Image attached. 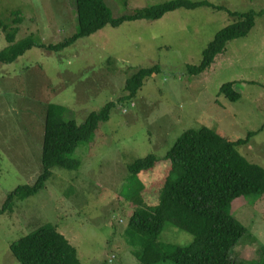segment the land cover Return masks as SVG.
I'll return each mask as SVG.
<instances>
[{
    "label": "rangeland",
    "instance_id": "rangeland-1",
    "mask_svg": "<svg viewBox=\"0 0 264 264\" xmlns=\"http://www.w3.org/2000/svg\"><path fill=\"white\" fill-rule=\"evenodd\" d=\"M118 1L103 0L114 17L169 0ZM206 1L258 16L253 30L230 41L198 76L187 67L200 63L217 31L238 20L228 12L181 9L155 22L105 26L61 51L34 47L10 64L0 63V207L8 194L32 185L42 172L49 105L65 107L66 119L78 126L107 104L116 105L93 139L71 155L80 164L76 171L54 169L45 190L0 216V264H19L10 244L46 224L66 237L83 264H141L126 235L129 219L134 209L157 204L169 165L163 159L188 130L206 128L230 142L255 133L237 151L264 168V0ZM14 11L23 19L16 40L33 34L41 44L56 43L76 29L74 0H0L3 20L10 21ZM6 45L0 30V49ZM153 65L160 71L144 81L133 100L121 103L128 95L127 79ZM232 81L240 94L237 102L218 96L222 84ZM149 155L159 162L133 177L138 194L132 195L129 166ZM232 214L249 231L232 257L259 262L264 196L254 204L239 199ZM192 240L193 235L169 222L158 238L182 246Z\"/></svg>",
    "mask_w": 264,
    "mask_h": 264
},
{
    "label": "trees",
    "instance_id": "trees-1",
    "mask_svg": "<svg viewBox=\"0 0 264 264\" xmlns=\"http://www.w3.org/2000/svg\"><path fill=\"white\" fill-rule=\"evenodd\" d=\"M74 7L76 29L56 43L41 44L33 34L16 40L17 26L22 24L23 19L18 17L17 11L11 12L10 21L0 17V30L7 43L0 49V63L10 64L34 47L61 51L77 39L91 36L105 26L116 28L129 22H155L181 9L195 11L205 7L228 12L238 20L217 31L202 50L200 63L187 67L190 75L198 76L225 52L230 41L246 37L255 27L258 16L254 11L234 13L206 0H169L135 9L120 17H114L103 0H74ZM159 71L158 65L135 71L125 84L128 95L120 102L133 100L144 81ZM234 87V81L223 83L218 96L230 102L239 101L240 94ZM115 106L114 103L107 104L78 126L73 120L66 119L65 107L49 105L45 118L42 172L32 185L19 186L5 197L0 216L10 213L17 202L45 190L54 169L76 171L80 164L71 155L79 144L93 139L99 126L110 120ZM254 135L250 133L245 140L230 142L212 130L202 128L188 130L175 141L163 159L170 166L162 178L157 204L134 209L126 229L129 244L133 247L132 255L141 264L167 261L171 264H250L244 259L232 257L233 249L249 232L232 214V204L239 199L254 204L264 196V168L248 162L237 151V148L247 145ZM158 162L153 155H149L129 166L131 175L128 185L132 187V195L138 194L134 191L133 177L152 171ZM166 222L193 235L192 242L182 246L158 241ZM9 249L19 264H83L77 258L76 249L51 224L21 237L11 243ZM263 259L262 254L255 264H262Z\"/></svg>",
    "mask_w": 264,
    "mask_h": 264
}]
</instances>
